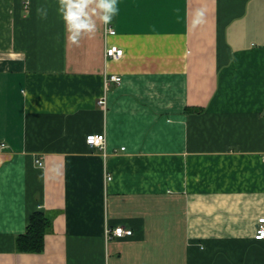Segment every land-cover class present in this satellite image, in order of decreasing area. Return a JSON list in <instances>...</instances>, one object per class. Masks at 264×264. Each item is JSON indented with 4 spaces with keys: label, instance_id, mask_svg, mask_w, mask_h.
Returning a JSON list of instances; mask_svg holds the SVG:
<instances>
[{
    "label": "crops",
    "instance_id": "obj_1",
    "mask_svg": "<svg viewBox=\"0 0 264 264\" xmlns=\"http://www.w3.org/2000/svg\"><path fill=\"white\" fill-rule=\"evenodd\" d=\"M57 7L0 0V264H264V0H118L78 44Z\"/></svg>",
    "mask_w": 264,
    "mask_h": 264
},
{
    "label": "clouds",
    "instance_id": "obj_2",
    "mask_svg": "<svg viewBox=\"0 0 264 264\" xmlns=\"http://www.w3.org/2000/svg\"><path fill=\"white\" fill-rule=\"evenodd\" d=\"M41 17H47V8L37 7ZM118 0H58L57 12L64 22L68 40L78 44L81 37L94 35L97 29L96 19L107 27L118 13Z\"/></svg>",
    "mask_w": 264,
    "mask_h": 264
},
{
    "label": "trees",
    "instance_id": "obj_3",
    "mask_svg": "<svg viewBox=\"0 0 264 264\" xmlns=\"http://www.w3.org/2000/svg\"><path fill=\"white\" fill-rule=\"evenodd\" d=\"M51 226L50 216L43 210H36L30 216L25 231L16 237L18 250L41 251L44 248L45 234Z\"/></svg>",
    "mask_w": 264,
    "mask_h": 264
},
{
    "label": "built area",
    "instance_id": "obj_4",
    "mask_svg": "<svg viewBox=\"0 0 264 264\" xmlns=\"http://www.w3.org/2000/svg\"><path fill=\"white\" fill-rule=\"evenodd\" d=\"M111 29V33L114 32V29ZM123 53V48L119 47L115 44H110L106 47V54L111 57H119ZM110 79H113L115 81H120L121 77L117 74H111ZM99 104L105 106L106 105V96L103 95L98 100ZM86 141L88 144L92 146H99L101 148L105 147L106 143V135L104 132L100 133H89L86 137ZM3 144V143H2ZM40 164H42V161L40 159L37 160ZM107 179H111V175H107ZM116 235V236H124L132 233V230L129 228L124 227L123 225H117L111 230L109 229L108 232L110 234ZM255 237L257 239H263L264 238V215L260 216L257 222L256 226V233Z\"/></svg>",
    "mask_w": 264,
    "mask_h": 264
}]
</instances>
